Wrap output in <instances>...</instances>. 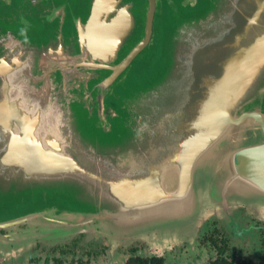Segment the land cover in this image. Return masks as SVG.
Returning <instances> with one entry per match:
<instances>
[{
	"label": "water",
	"instance_id": "95a60500",
	"mask_svg": "<svg viewBox=\"0 0 264 264\" xmlns=\"http://www.w3.org/2000/svg\"><path fill=\"white\" fill-rule=\"evenodd\" d=\"M177 1L163 0L180 21L177 70L135 101L111 88L143 47L112 75H68L90 63L67 57L62 30L0 25V202L18 188L87 203L21 219L41 239L85 233L163 251L237 207L264 220V0Z\"/></svg>",
	"mask_w": 264,
	"mask_h": 264
},
{
	"label": "flooded vegetation",
	"instance_id": "af4514ba",
	"mask_svg": "<svg viewBox=\"0 0 264 264\" xmlns=\"http://www.w3.org/2000/svg\"><path fill=\"white\" fill-rule=\"evenodd\" d=\"M161 2L163 0H157V9ZM151 3V0H0V23L24 30L41 29L51 34L62 30L67 57L90 63L68 75H112L117 63L139 47L145 50L152 45L157 10L155 14L151 11ZM79 103L94 116L98 114L93 108L94 99L79 97ZM110 116L106 114L107 121ZM2 213L0 208V215ZM236 215L231 225L227 220L214 217L206 221L194 243L197 254L194 258L187 257L188 264H264V221L250 215L245 208L236 210ZM21 219L23 217L0 221V242L14 244L18 241L14 235L28 224ZM85 235L75 237L68 244L48 245L39 241L27 248L29 253L23 254L26 256L22 261H13L64 264L65 259H75L85 252L89 258L104 256L107 264H117V261L129 264L136 258H158L163 264H176L174 249L166 254L143 255L139 253L142 243L114 249L108 239L101 237L84 245Z\"/></svg>",
	"mask_w": 264,
	"mask_h": 264
},
{
	"label": "rangeland",
	"instance_id": "374dc122",
	"mask_svg": "<svg viewBox=\"0 0 264 264\" xmlns=\"http://www.w3.org/2000/svg\"><path fill=\"white\" fill-rule=\"evenodd\" d=\"M186 0H178L177 3H183ZM204 1V0H203ZM188 6H191V1L187 0ZM209 4L208 0L204 1V5ZM203 7H200V9ZM174 15V16H173ZM174 17L175 14L172 13V7L165 4L164 2L158 4L157 9V17L155 21V30H154V39L152 45L143 50L132 62V64L128 67V69L122 74V76L115 82V84L111 88L112 94L115 96L119 95L120 98H126L131 101H135L142 91H146L149 88H155L160 85L166 80V78L171 75L172 71L174 72L177 70V64L175 60L173 49V31L174 35L176 32V28L179 27V19H175L174 23ZM8 27H13L9 24H1ZM18 27V26H16ZM117 103V99L112 95V98L110 100V104ZM121 104V100H120ZM124 105V103H123ZM122 105V108H123ZM79 107L82 109V111H87V109L84 108V106L80 105ZM86 113V112H85ZM43 196H40L39 193L30 192V190H18L17 189H11L8 188L4 191V200L0 202V208L2 209L3 213L0 215V221L1 220H10L14 218H25L27 216H30L32 214L40 213L43 211L48 210V208L52 205L50 204L52 201H54V204H57L59 206H86V201H78V200H62L57 199L55 197L54 199L49 198L47 201H44ZM245 208L246 211L255 217H257L255 214L251 213L249 211V208L246 206L243 207H237L233 209L232 216H216L213 215L210 218L214 217L220 220L228 221L229 224H234L236 215V210ZM195 214V213H194ZM209 218V219H210ZM258 218V217H257ZM231 219V220H230ZM260 219V218H259ZM208 220V219H207ZM206 220V221H207ZM262 220V219H261ZM204 222V224L206 223ZM264 221V220H263ZM181 221H174L175 225H180ZM203 224V225H204ZM202 225V226H203ZM202 226L199 228L197 236L192 237L190 234L191 232L186 231L185 233H178L177 242L180 244L174 246L171 249L160 251L158 249L153 248L151 244H148V242L144 241H134L131 244L128 245H115L116 243L112 241L110 238L105 237L109 240V243L112 246H115L114 249H117L119 246L121 247H127L135 243H142L140 245V251L141 254H150V253H167L174 249V262L176 264H188L186 261L187 257L194 258L197 254V251L195 249V241L200 235V231ZM40 227L37 222L32 221L28 222L27 227L20 230V233L15 234L17 242L14 244H10L7 241L0 242V251L7 253L9 252L11 257L9 255H4L0 253V264H21L17 263L13 260L22 261L24 257L29 253V249L33 244H37V242H42L48 245H55L59 243H70L75 237L80 236L81 233L77 236H74L72 239H67L65 241L61 242H55V241H45L41 239L40 237L43 236L41 233ZM36 231V232H35ZM146 231V230H143ZM101 238V237H99ZM193 238V239H192ZM97 239V237H91L89 235L84 236V245H89L91 242ZM86 243V244H85ZM155 245L157 244L154 242ZM96 244V243H95ZM145 244V245H144ZM30 247V248H29ZM184 247L183 250H176L178 248ZM27 248H29L27 250ZM27 251V252H26ZM36 251V250H35ZM124 251V250H123ZM84 252V251H81ZM26 254V255H23ZM120 258H124L122 255H119ZM182 258V259H181ZM6 259V260H5ZM80 259V260H79ZM107 258L104 256H97L92 258L84 252L80 254V256H77L75 259L73 257H69L65 259L64 264H107ZM12 260V261H10ZM178 260V261H177ZM26 263V262H25ZM44 264V262H27L26 264ZM46 263V262H45ZM49 264H53L52 261L49 262ZM117 264H123V262L117 261Z\"/></svg>",
	"mask_w": 264,
	"mask_h": 264
},
{
	"label": "trees",
	"instance_id": "16d2710c",
	"mask_svg": "<svg viewBox=\"0 0 264 264\" xmlns=\"http://www.w3.org/2000/svg\"><path fill=\"white\" fill-rule=\"evenodd\" d=\"M129 264H163V260L162 259H158V258H154L151 260H146L143 258H136V259H132ZM217 264H223L218 262Z\"/></svg>",
	"mask_w": 264,
	"mask_h": 264
}]
</instances>
